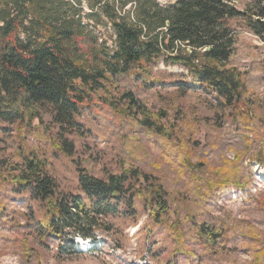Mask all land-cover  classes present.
<instances>
[{"label": "rangeland", "instance_id": "1", "mask_svg": "<svg viewBox=\"0 0 264 264\" xmlns=\"http://www.w3.org/2000/svg\"><path fill=\"white\" fill-rule=\"evenodd\" d=\"M232 1L242 11L250 6L251 13L264 6V0ZM83 6L88 14V4ZM231 24L236 39L230 65L246 80L235 106L221 105L180 66L160 62L149 76H110L81 107L76 128L60 127L48 103L38 106L33 120L0 119V264H264V38L243 18ZM96 31L112 44L109 26ZM126 93L145 106L148 121L140 110L129 109ZM66 141L73 144L72 153L65 150ZM32 153L46 160L64 192H80V169L99 178L136 173V217L110 219L115 235L94 229V251L78 253L79 236L71 234L63 242L74 239L75 252L58 254L57 239L41 241L36 234L43 203L11 180L18 174L15 165ZM234 158L241 165L240 182H249L245 190L219 187L218 170ZM157 185L169 204L161 223L153 220L146 201ZM194 223L213 227L217 237L198 236ZM174 229L182 231L183 242L174 240Z\"/></svg>", "mask_w": 264, "mask_h": 264}, {"label": "trees", "instance_id": "2", "mask_svg": "<svg viewBox=\"0 0 264 264\" xmlns=\"http://www.w3.org/2000/svg\"><path fill=\"white\" fill-rule=\"evenodd\" d=\"M249 7L239 10L232 0H3L0 119L33 120L39 116L38 106L48 103L54 106L60 127L76 128L81 107L104 88L110 76L129 72L149 76L160 62L180 66L221 105L235 106L245 92L246 80L242 71L230 65L236 39L231 21L243 18L252 32L264 38V6L253 13ZM101 24L113 32L111 45L96 31ZM125 98L129 109L140 110L148 121L145 106L132 93ZM66 143L65 150L72 153L73 144ZM237 162L234 158L230 166L218 170L219 187L248 188L249 182H240ZM47 166L45 159L32 153L15 165L18 174L11 180L17 189L43 203L45 212L36 234L41 241L57 239L58 254L75 252L74 239L69 245L63 242L71 234L98 243L91 234L94 229L115 235L117 226L110 219L136 217L138 190L132 182L133 176H139L136 173L99 178L80 169V192L75 194L61 191ZM150 194L146 199L150 215L161 223L169 209L167 194L161 185L153 186ZM194 229L198 236L210 239L218 234L204 224L194 223ZM184 237L174 229L176 242ZM178 251L185 250L179 247Z\"/></svg>", "mask_w": 264, "mask_h": 264}, {"label": "bare ground", "instance_id": "3", "mask_svg": "<svg viewBox=\"0 0 264 264\" xmlns=\"http://www.w3.org/2000/svg\"><path fill=\"white\" fill-rule=\"evenodd\" d=\"M262 176H263V178H264V174H262ZM80 240H82V243L84 244V246L86 245V243H90V241H88V242H86L87 240H85V239H80ZM94 243V242H93ZM141 262H143V261H141Z\"/></svg>", "mask_w": 264, "mask_h": 264}]
</instances>
